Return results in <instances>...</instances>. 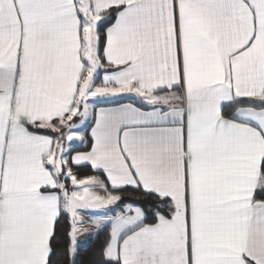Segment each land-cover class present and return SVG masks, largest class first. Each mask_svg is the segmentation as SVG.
Masks as SVG:
<instances>
[{
	"label": "snow or ice",
	"instance_id": "6c2138e0",
	"mask_svg": "<svg viewBox=\"0 0 264 264\" xmlns=\"http://www.w3.org/2000/svg\"><path fill=\"white\" fill-rule=\"evenodd\" d=\"M0 264H264V0H0Z\"/></svg>",
	"mask_w": 264,
	"mask_h": 264
},
{
	"label": "trees",
	"instance_id": "16d2710c",
	"mask_svg": "<svg viewBox=\"0 0 264 264\" xmlns=\"http://www.w3.org/2000/svg\"><path fill=\"white\" fill-rule=\"evenodd\" d=\"M102 239H103V234H101L100 237L95 241L94 240H87L85 242L84 249H86V250L82 249V253H81L82 258L84 260L88 259V256H89L92 248H94L96 246V243H98V241L102 240Z\"/></svg>",
	"mask_w": 264,
	"mask_h": 264
},
{
	"label": "crops",
	"instance_id": "0c3cea01",
	"mask_svg": "<svg viewBox=\"0 0 264 264\" xmlns=\"http://www.w3.org/2000/svg\"><path fill=\"white\" fill-rule=\"evenodd\" d=\"M120 102L123 103V102H127V101H126V100H121ZM86 241H87V240H86Z\"/></svg>",
	"mask_w": 264,
	"mask_h": 264
}]
</instances>
